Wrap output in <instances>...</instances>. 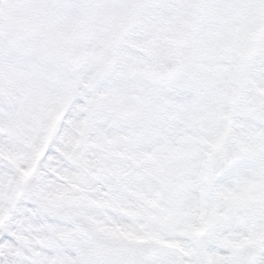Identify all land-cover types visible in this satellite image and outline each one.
Wrapping results in <instances>:
<instances>
[{
    "label": "snow or ice",
    "instance_id": "1",
    "mask_svg": "<svg viewBox=\"0 0 264 264\" xmlns=\"http://www.w3.org/2000/svg\"><path fill=\"white\" fill-rule=\"evenodd\" d=\"M0 264H264V0H0Z\"/></svg>",
    "mask_w": 264,
    "mask_h": 264
}]
</instances>
